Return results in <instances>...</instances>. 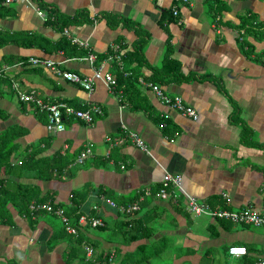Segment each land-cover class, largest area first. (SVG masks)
I'll use <instances>...</instances> for the list:
<instances>
[{
    "label": "crops",
    "instance_id": "1",
    "mask_svg": "<svg viewBox=\"0 0 264 264\" xmlns=\"http://www.w3.org/2000/svg\"><path fill=\"white\" fill-rule=\"evenodd\" d=\"M40 2L4 0L12 9L0 11V30L33 33L52 42L75 37L87 46L56 48L34 37L35 45L28 47L29 38L19 36L18 42L0 49L1 66L4 55L52 60L61 69L83 76L102 66L117 85L112 92L97 80L87 91L30 62L8 68L18 84L13 92L0 80L4 91L0 137L9 142L11 151V168L0 165V193L5 196L0 208V264H97L99 258L92 261L85 256L83 245L92 246L91 241L96 242L94 255L109 252L114 264L138 255L139 244L157 246L154 264H201L204 258V264L264 260V226L216 220L185 208L187 196L227 209L262 208L264 0ZM46 9H55L58 27L51 22L54 15L47 21V13L38 14ZM167 11L172 16H165ZM89 53L95 56L92 65ZM108 54H120V59L107 62ZM119 65L129 73V84L118 79ZM156 69L164 72L156 77L158 85L165 93L179 95L196 111V119L167 107L140 83L139 77L154 78ZM32 90L47 102L64 101L76 109L100 104L104 114L90 123L71 117L65 120L64 130L54 132L47 128L46 112L18 99V92ZM127 131L136 132L147 151L131 142ZM116 140L120 141L113 145ZM89 143L91 155L77 163ZM165 174H178L182 180L167 187L170 194L165 198H152L160 206L158 212L166 209L162 218L155 221L150 237L125 243L120 225L133 214L124 209L151 196ZM42 199L57 204L69 217L75 208L94 215L106 228L87 226L72 237L59 216L31 210L30 204ZM170 199L185 212H178ZM193 216L210 220L194 231L193 226L199 225ZM234 243L248 247V255L230 257L226 250ZM219 249L223 259H213Z\"/></svg>",
    "mask_w": 264,
    "mask_h": 264
},
{
    "label": "built area",
    "instance_id": "2",
    "mask_svg": "<svg viewBox=\"0 0 264 264\" xmlns=\"http://www.w3.org/2000/svg\"><path fill=\"white\" fill-rule=\"evenodd\" d=\"M14 0H5V3H10ZM186 1V0H183ZM46 10H38V14L41 17L46 16ZM178 11L176 9L173 10V14L177 15ZM66 33V31H65ZM71 41L82 45L87 46V42L83 40H79L75 37L71 38ZM116 49V46H113ZM87 58L89 59L90 64L92 65L95 61V56L91 53L88 54ZM120 59V54H108L106 61H118ZM32 66L41 65L51 71L52 74L63 78L71 83L77 84L84 88L87 91H91L93 89V84L97 80H102L105 85L108 87L109 90L114 92L117 85V80L113 76V74L108 70H103V67H96L93 69L91 75H80L70 70H63L61 69L58 64L54 63L52 60L46 59H38L36 57H31L29 59ZM9 68V67H8ZM118 69L122 71L124 76L129 75L127 71H123L122 65L118 66ZM139 81L143 86L149 87L150 90L155 94V96L161 100V102L174 109L176 112L182 114L183 116H187L193 119L197 118L196 111L190 106L184 103L183 99L179 95L168 94L163 91L161 86L156 83H153L150 80H144L143 78L139 77ZM121 97V92L117 93ZM18 99L24 103L32 104L36 110L41 112H46L48 116V125L47 128L54 132L64 130V122L71 117L78 118L83 120L84 122L90 123L94 121L95 118L102 116L104 114L103 107L100 104H92L89 105L85 109H76L73 106L66 104L65 102H47L44 99L38 97L34 90L30 91L29 93L18 92ZM165 118H168V113L163 115ZM160 126H164V123H161ZM125 128V127H124ZM127 137L131 140V142L135 143L138 147L142 150L147 151V146L142 140V138L134 131H127ZM120 140H116L113 142V145H117ZM91 148L92 144H87L84 149L78 154L76 158L77 163H82L89 155H91ZM122 168L124 165L121 166ZM182 177L178 174H165L164 178L162 179V187L157 192V196L161 198H165L168 194L166 192L167 187L172 184L180 185ZM261 191L264 196V182L261 185ZM110 205L114 207H118L115 202L108 201ZM186 209L195 215H206L211 218H219L225 219L232 223L236 224H245V225H253V226H264V198H263V205L260 211H257L253 208H240V209H227L224 207L212 206L208 203L199 202L195 197L187 196L185 201ZM122 208V206H119ZM30 208L32 211L37 210H44L51 212L60 217L61 222L63 224L64 230L74 236L79 235V230H83L84 227H97L103 225V222L100 218L89 215L87 213L79 214L77 218V223L74 225L72 222L71 217L65 213V211L60 207H54L53 204L50 202L42 203V204H30ZM137 204H134L128 208L124 209V212H130L131 210L137 209ZM96 209V206L93 207ZM85 256L87 259L92 258L93 256V247L89 244L83 245ZM227 254L233 258H241L247 256L248 250L245 245L242 244H230L227 247ZM112 255L109 256V263L114 264L112 261ZM107 264V263H101ZM232 264V263H228ZM243 264H264L263 259H256L253 261L245 262Z\"/></svg>",
    "mask_w": 264,
    "mask_h": 264
},
{
    "label": "trees",
    "instance_id": "3",
    "mask_svg": "<svg viewBox=\"0 0 264 264\" xmlns=\"http://www.w3.org/2000/svg\"><path fill=\"white\" fill-rule=\"evenodd\" d=\"M39 2L42 0H38ZM218 0H216L217 2ZM4 0H0V11H2V9L4 11L9 12L12 7L10 5H6L3 3ZM210 3L212 2V0H206V3ZM41 3V2H40ZM210 6V5H209ZM41 7H44L43 4H41ZM49 11V12H48ZM47 12V16H48V20L50 21V17L52 15L55 16L54 20H51L52 24H54L56 27H58L60 24L57 23V12L55 11V9H46ZM165 16H172L171 12L167 11L166 13H164ZM253 19L250 20V23L252 22ZM254 21V20H253ZM246 22H242V25H246ZM259 25V24H258ZM31 35V36H30ZM32 34H28V32H21V34L19 35H14V34H10V32L6 31L3 32L0 30V49L3 48L5 45L9 44L10 42H18L19 36L22 37H28L29 40L27 43H25V45H28V47H30L31 45H35V38L34 37H39L41 40H43L46 44H54L56 46V48H74L75 43L71 42V39L69 38V40H67L64 37H61L60 39H58L55 42H52L50 40H48L47 38H44L43 36L40 35H35L32 36ZM5 59L3 58V62L4 65L1 66L0 64V80L3 79L4 86H9V90H11L12 92L14 91L13 88H15L16 86H18L16 82V80H14V75L12 77H10V71L8 69V67H17L19 65H23V66H28L29 65V59L28 56H18L13 58L11 55H4ZM168 64H170L168 62ZM172 65V64H170ZM173 66V65H172ZM167 68V67H166ZM171 72H175L176 74L179 73V69L177 70V68L174 67H169ZM166 70V69H165ZM118 71V70H117ZM167 71V70H166ZM118 75V79L124 82H131V78L128 76L124 77L123 74L121 72H119ZM154 78L150 77L148 80L152 81L153 83L158 84L159 82L157 81V78L159 79L161 77V75L164 74V72L160 69H156L154 71ZM157 77V78H156ZM12 87V88H11ZM28 92V91H26ZM4 93V91L1 89L0 87V94ZM56 102H61V101H56ZM64 102V101H62ZM66 103V102H65ZM68 104V103H66ZM69 105V104H68ZM71 106V105H70ZM246 128V126L243 127V129L241 130V139L245 140V134L244 133V129ZM249 139V138H247ZM0 142H2V144L0 145V149L2 152H0V165H5V167H7L8 169L11 168V164L8 162L9 159V155L11 153L10 151V145L9 142L6 141H2L1 137H0ZM5 144H8L5 145ZM55 169H53L54 171ZM57 170V169H56ZM51 174V172H50ZM162 187V185H158L157 188L152 191V195L151 196H147L146 199H142V200H137V202H135V204H137L138 208L135 210H131L130 214L132 213V217L130 218V220L124 221L121 223L120 228H124V233L122 234L123 238L125 239V243L129 244L133 241H136L137 239H141L143 237H150V235H152V230L154 226H157V224L155 223L156 220L161 219L162 218V213L166 211L165 208H162L163 211L162 212H158V207H160L159 205H157L156 203H154V201H152V198H156L158 196H156L158 190ZM1 188V185H0ZM170 193L167 194V196ZM5 198L4 193H0V201L3 200ZM160 198V197H158ZM169 199V198H168ZM2 202H0V208L3 207L2 206ZM48 201H46L45 199L36 201V203L38 204H42V203H47ZM51 202V201H50ZM171 205H173V207L178 211V212H183L184 210L181 208V206L179 205H175L172 204V200L170 199L168 201ZM53 203V202H51ZM54 207L58 206L57 204H54ZM4 208V207H3ZM2 208V209H3ZM183 210V211H182ZM23 211V209H22ZM29 213V210H27ZM35 214L38 213V211H33ZM185 212V211H184ZM183 212V213H184ZM73 217H71L72 222L74 223V225H76L77 223V218L80 214V212H78V210H76L73 212ZM159 215L161 217H159ZM174 220V217L172 218ZM216 220H224V219H219V218H215ZM102 226V227H101ZM101 226H97L95 228H97L100 231H103L106 226L103 224ZM89 227V226H88ZM79 234H81V230H79ZM71 235V234H70ZM72 237H74V235H71ZM79 236V235H78ZM91 243L93 244L92 246H94L96 248V242L91 241ZM93 247L94 251L95 248ZM137 251H138V255L132 256L131 258H128L127 260H121L120 263L118 264H154V260L153 257L156 258L159 254V250L157 248V246H153L152 248L147 247L145 244H139L137 247ZM248 250V247H246ZM227 251V250H226ZM248 255V254H247ZM109 252L107 253H100L98 256H95L93 253V260L92 261H96L97 258L100 259V261H98L97 264H101V263H109ZM154 261V262H153ZM89 262H83V264H88Z\"/></svg>",
    "mask_w": 264,
    "mask_h": 264
},
{
    "label": "rangeland",
    "instance_id": "4",
    "mask_svg": "<svg viewBox=\"0 0 264 264\" xmlns=\"http://www.w3.org/2000/svg\"><path fill=\"white\" fill-rule=\"evenodd\" d=\"M263 169H264V166H263ZM261 170H262V168H261ZM264 171V170H263ZM193 218H195V220H196V222H198V225L199 226H193V230L194 231H200L201 229H199V228H201L200 226H205V225H207L208 223H209V220H210V218H208V217H204V216H202V217H195V216H193ZM237 226H239V225H237ZM253 226V225H252ZM254 227H251V229H253ZM198 229V230H197ZM78 246V245H77ZM97 246H99V245H97ZM219 251H221L220 249L219 250H216L215 251V254H214V258L213 259H216L217 257L219 258V259H223V256L222 255H218V252ZM225 258V257H224ZM205 261L207 262V259L205 260V258L203 259V261L201 262V264H204L205 263ZM172 264H173V262H172ZM180 264H188V263H180Z\"/></svg>",
    "mask_w": 264,
    "mask_h": 264
},
{
    "label": "bare ground",
    "instance_id": "5",
    "mask_svg": "<svg viewBox=\"0 0 264 264\" xmlns=\"http://www.w3.org/2000/svg\"><path fill=\"white\" fill-rule=\"evenodd\" d=\"M94 66V65H93ZM146 199V198H145ZM102 227V226H101Z\"/></svg>",
    "mask_w": 264,
    "mask_h": 264
},
{
    "label": "clouds",
    "instance_id": "6",
    "mask_svg": "<svg viewBox=\"0 0 264 264\" xmlns=\"http://www.w3.org/2000/svg\"><path fill=\"white\" fill-rule=\"evenodd\" d=\"M254 209V208H253Z\"/></svg>",
    "mask_w": 264,
    "mask_h": 264
}]
</instances>
